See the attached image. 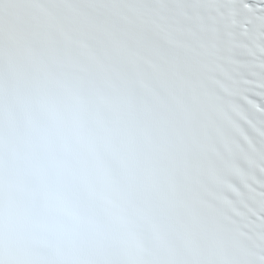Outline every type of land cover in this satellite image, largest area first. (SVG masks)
Masks as SVG:
<instances>
[{
  "label": "snow or ice",
  "instance_id": "6c2138e0",
  "mask_svg": "<svg viewBox=\"0 0 264 264\" xmlns=\"http://www.w3.org/2000/svg\"><path fill=\"white\" fill-rule=\"evenodd\" d=\"M0 264H264V0H0Z\"/></svg>",
  "mask_w": 264,
  "mask_h": 264
}]
</instances>
